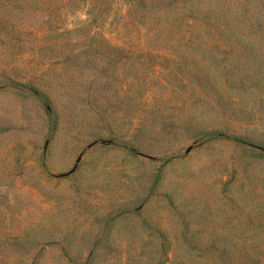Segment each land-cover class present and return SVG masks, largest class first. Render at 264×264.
I'll use <instances>...</instances> for the list:
<instances>
[{
  "label": "rangeland",
  "instance_id": "rangeland-1",
  "mask_svg": "<svg viewBox=\"0 0 264 264\" xmlns=\"http://www.w3.org/2000/svg\"><path fill=\"white\" fill-rule=\"evenodd\" d=\"M0 264H264V0H0Z\"/></svg>",
  "mask_w": 264,
  "mask_h": 264
},
{
  "label": "trees",
  "instance_id": "trees-1",
  "mask_svg": "<svg viewBox=\"0 0 264 264\" xmlns=\"http://www.w3.org/2000/svg\"><path fill=\"white\" fill-rule=\"evenodd\" d=\"M29 88V87H28ZM29 89H32V88H29ZM34 90V89H33ZM35 91V90H34ZM239 141H243L241 138H238Z\"/></svg>",
  "mask_w": 264,
  "mask_h": 264
}]
</instances>
